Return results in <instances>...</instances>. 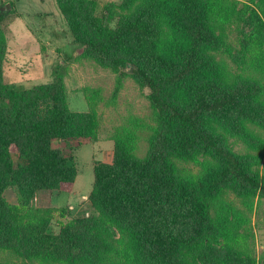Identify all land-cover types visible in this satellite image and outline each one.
<instances>
[{"label": "trees", "instance_id": "1", "mask_svg": "<svg viewBox=\"0 0 264 264\" xmlns=\"http://www.w3.org/2000/svg\"><path fill=\"white\" fill-rule=\"evenodd\" d=\"M55 2L79 57L146 88L155 124L140 155V126L112 135V161L93 165L95 214L50 234L26 208L72 190L75 152L98 122L69 109L57 73L29 89L7 83L16 13L0 0V249L64 264H248L232 248L240 213L223 199L264 197V0Z\"/></svg>", "mask_w": 264, "mask_h": 264}, {"label": "rangeland", "instance_id": "2", "mask_svg": "<svg viewBox=\"0 0 264 264\" xmlns=\"http://www.w3.org/2000/svg\"><path fill=\"white\" fill-rule=\"evenodd\" d=\"M1 1H13L19 13L29 11L33 16L38 14L36 20H30L29 30L34 36L25 33L26 40L18 45L16 53L11 52L12 61L10 66L8 62L6 65L7 83L29 89L52 82L57 73L63 78L69 109L73 112L92 111L98 122L95 141L83 142L75 152L78 173L72 190L68 193L41 192L32 197L26 208L30 215L47 218L48 232L57 234L61 226L69 221L95 214L87 199L93 183V165L97 161H112V135L123 128L140 126L137 129L140 155L146 148V131L155 124L154 112L147 98V89L132 77L126 76L118 83L115 72L91 59L79 57V45L73 43L55 0ZM96 1L98 9H102L107 3L118 6L121 0ZM15 25L20 29V22L17 21ZM37 43L39 46L48 44L52 50L46 62L33 55L31 51L34 48L28 46ZM260 136L264 141V131ZM234 146L237 151L245 150L240 141ZM4 197L10 204L17 205V195L13 189H7ZM223 200L241 217L236 219V228L230 225L235 236L232 248L240 252L248 264H264V197L242 198L235 193H227ZM0 264L64 263L50 256L28 259L17 252L0 249Z\"/></svg>", "mask_w": 264, "mask_h": 264}, {"label": "crops", "instance_id": "3", "mask_svg": "<svg viewBox=\"0 0 264 264\" xmlns=\"http://www.w3.org/2000/svg\"><path fill=\"white\" fill-rule=\"evenodd\" d=\"M15 13L16 16L13 19V21L11 23H9L8 25V32H7V62H8V66H10V62L11 60V52L12 53H16L17 49H18V45H22L23 42L26 40V36L25 33L34 36L33 32H31L29 30V26H30V20L33 21L36 20V16H33L29 11L26 13H19L16 9V4H15ZM41 15V14H39ZM39 17V16H38ZM20 22V29L16 28L15 23ZM22 28V29H21ZM28 46L33 47L34 50H32V54L35 55L38 59H40L42 62H46V60L49 58L50 56V52L52 51L51 49H49L48 44H40V47L38 45V43L36 45L33 44H29ZM12 47V48H11ZM44 51V53H43ZM42 65V64H41ZM7 76V74H6Z\"/></svg>", "mask_w": 264, "mask_h": 264}]
</instances>
